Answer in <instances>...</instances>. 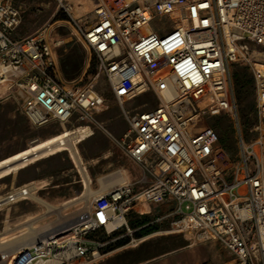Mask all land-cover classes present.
I'll return each mask as SVG.
<instances>
[{
  "label": "built area",
  "instance_id": "obj_1",
  "mask_svg": "<svg viewBox=\"0 0 264 264\" xmlns=\"http://www.w3.org/2000/svg\"><path fill=\"white\" fill-rule=\"evenodd\" d=\"M52 1L95 58L127 125L115 143L140 173L95 195L85 220L57 228L16 264L99 260L106 243L92 234L128 230L130 214L153 216L160 207L168 211L154 223L172 219L173 232L195 245L216 243L233 264H264V0H91L84 13L79 3ZM20 23L15 0H0L3 94L32 128L100 127L95 116L105 100L93 85L62 78L55 52L62 41L50 44L46 31L16 39ZM233 64L252 76L258 135L244 141L239 133L231 157L201 125L220 114L236 118ZM166 79L171 101L161 94ZM149 92L154 109L123 108Z\"/></svg>",
  "mask_w": 264,
  "mask_h": 264
},
{
  "label": "rangeland",
  "instance_id": "obj_2",
  "mask_svg": "<svg viewBox=\"0 0 264 264\" xmlns=\"http://www.w3.org/2000/svg\"><path fill=\"white\" fill-rule=\"evenodd\" d=\"M85 1L88 3V0ZM15 3L21 11V23L14 33V38L31 37L41 31H46L50 44L57 40L63 41L61 46L55 49L59 69L60 61L66 59L67 56H70L69 59L71 60L81 58L83 64L79 76L72 81L79 82V85L84 86L93 85V90L102 95L105 100L104 107L95 116L101 128H92L94 135L78 145L79 156L84 164L86 163L85 166L90 176L92 192L100 187L98 182L100 177L118 170L125 172L127 177L125 182L132 181L139 175V167L131 162L115 143V140L122 138L127 130V125L107 83L101 75L97 74L95 58L74 37L73 29L67 23V16L57 10L52 0H15ZM73 3L76 5L78 2L73 1ZM82 7L80 4V9L75 8V10L84 13L91 9V6ZM244 67L240 64L231 65L229 68L230 77L234 70L241 72V70H245ZM246 73L250 74L248 69ZM60 74L62 76L61 71ZM162 96L164 100L170 101L173 94L165 92ZM250 101L251 98L246 99V105ZM128 103V108L130 106L133 107L131 109L125 108L126 103L123 106L125 110L141 112L154 109L158 104V100L155 93L149 92ZM236 108V118L232 119L225 114H220L210 118L207 122L204 121L201 125L208 124L211 128L216 125L227 127V135H224L223 129L220 137L227 141V146L231 151L230 153L225 151L231 157H234L237 152L239 133L244 141H250L258 135L255 130L257 118L254 125L245 131L237 103ZM81 126L84 125L77 126L74 122H71L65 127L51 125L39 129L32 128L22 114L15 98L12 95H1L0 93V160L26 149L34 142L56 135L62 132L64 128L70 130ZM218 137L219 142L220 137ZM218 146L220 147L219 143ZM40 176H49V182L46 187L43 186L41 181H32ZM26 184L41 187L40 190L36 191V196L46 203L56 206L57 209L49 212L44 205L32 200L8 205L0 210V237L7 236L6 239L18 237L27 232L25 228L31 226L38 227L37 231L39 233L44 232L53 226L64 225L63 222L69 219L70 216L68 215L71 212L75 216L84 210L85 205L82 201L63 205L70 198H74L84 192L81 176L66 152L40 161L13 176L1 180L0 199L7 198L3 197ZM88 197L89 206L92 198L91 196ZM145 209L148 210L147 208ZM166 211H168V207H160L156 209L153 216L150 214L142 216L130 214L127 217L128 230L121 229L109 236L103 231L95 232L90 238L106 243L101 255L102 258L99 260L86 259L75 264H175L178 255L175 250L184 244L187 246L191 245V241L189 236L173 232L170 226L172 219H164L154 223L156 216H164ZM60 215L64 219H60ZM141 217L148 219L147 226L161 227V229L156 233L136 238L135 232L138 229H132L130 223L132 219H140ZM123 239H126L127 243L118 247V242ZM211 244L214 246V249L211 248V250L215 254H222L216 243L206 242L195 246L206 245L209 247ZM160 254H163V256L148 262L152 257ZM3 262L0 258V264H3Z\"/></svg>",
  "mask_w": 264,
  "mask_h": 264
},
{
  "label": "bare ground",
  "instance_id": "obj_3",
  "mask_svg": "<svg viewBox=\"0 0 264 264\" xmlns=\"http://www.w3.org/2000/svg\"><path fill=\"white\" fill-rule=\"evenodd\" d=\"M70 1H77L79 4L83 6L82 8H86L92 5L91 0H88V3L85 0H70ZM163 84H164V88L161 90V94L163 95L165 92L172 93L173 97L171 100H173L176 94L174 92L172 82L166 79L164 80ZM5 90H6L5 86L3 87L0 86L1 95L5 92ZM93 135H94L93 130L86 126L76 127L70 130L64 128L62 132L56 135L34 142L26 149L0 160V181L9 176L15 175L18 172L40 161L49 159L53 156L66 152L69 154L72 163L74 164L75 168L77 169V172L81 176L82 184L84 186V192L74 197L70 201L63 203V205L82 201L85 206H84V210L81 213L71 217L68 220H65L63 223L64 225H67L72 221H77V220L83 221L88 215V204H89L88 196H91V198H93L92 195H94L95 193L92 192L90 188L91 186L90 176L85 166L86 163L84 164V162L81 160L79 156L80 153L78 152L79 151L78 145L81 144L82 142L87 141ZM124 181H125V177L123 175V172L119 170L110 173L106 176L100 177L98 179L99 184L102 186V190H106L115 185L124 183ZM40 189L41 187H39L38 185L31 186L29 184L18 187L17 189L11 191L10 193H8L6 196L3 197V198L5 197L7 198L0 199V210L8 205L17 204L18 202H22V201L32 200L37 202L38 204L44 205V207L49 212L55 211L57 209L56 206L50 205L36 196L35 194L36 191ZM142 211L145 213L147 212L145 208H143ZM62 217H63L62 215L59 216L60 219H64ZM62 226L63 225L53 226L46 231H44L42 228L44 232H40V233L37 231L38 227L31 226L25 228L27 232L23 233L18 237L6 239L7 236H1L0 258L1 260L4 261L3 264H16L19 258L21 257V255L23 254V252L26 251L30 246H32L33 244L39 241H42L44 237H46L47 235L55 231L57 228ZM113 226H108V229L112 228ZM194 245H195L194 242H191V246Z\"/></svg>",
  "mask_w": 264,
  "mask_h": 264
},
{
  "label": "trees",
  "instance_id": "obj_4",
  "mask_svg": "<svg viewBox=\"0 0 264 264\" xmlns=\"http://www.w3.org/2000/svg\"><path fill=\"white\" fill-rule=\"evenodd\" d=\"M69 57L70 56H67L66 59L60 61V71L62 73V77L65 81L68 82L74 80L76 77L79 76L83 64L81 58L71 60L69 59ZM244 69L245 70H241V72L234 70L232 72L231 78L234 87L233 93L235 103L239 105L242 125L244 130L247 131L256 122V113L253 79L250 74L246 73L247 67H244ZM249 98H251V101L248 103V105H246V99ZM212 129L215 131L217 137H220V133L223 129L224 135H227V127L224 128L223 126L216 125L213 126ZM218 143L220 147L230 153L231 150L227 146V141L220 137ZM147 223L148 219L146 217H141L140 219L135 218L131 220L130 227L134 230L138 229V231L135 232L136 238L144 237L157 230L156 227L147 226ZM125 243H127L126 239L119 241L118 247L124 245Z\"/></svg>",
  "mask_w": 264,
  "mask_h": 264
},
{
  "label": "crops",
  "instance_id": "obj_5",
  "mask_svg": "<svg viewBox=\"0 0 264 264\" xmlns=\"http://www.w3.org/2000/svg\"><path fill=\"white\" fill-rule=\"evenodd\" d=\"M56 59H57V57H56ZM57 66H58V62H57ZM58 69H59V67H58ZM59 72H60V69H59ZM128 104L129 103L126 104V107L125 108L131 109L133 106H130V108H128ZM99 112L100 111H98L97 114ZM123 175H124L125 181H126L127 177H126L125 172H123ZM36 180L37 181H41L42 184H43V186L46 187V184L49 182V176H40L38 178H34V180H32V181H36ZM100 187H101V185H100ZM100 187H98V189L94 191L95 194L92 195L93 197L95 195H97V194H100V193L105 192V190H102V187L101 188ZM101 190H102V192H101ZM71 199H73V197L70 198V200ZM73 215H74L73 212H71L68 215V216H70L69 219ZM74 222L75 221H72V222L68 223L67 225L72 224ZM160 229H161V227L160 228H157V230H155L152 233H156ZM211 248L214 249V246L212 244L209 245V247H207L206 245H199V246H195V245L194 246H191V245H189V246H187L186 244H184L183 246H181L180 248H177L175 250V252L178 253V255H177V261L175 262V264H233V262H232V260H231L230 257H228L227 255H225L223 252H221L222 254H215L214 251L211 250ZM162 256H163V254L154 256L150 260H148V262L149 261H154V260L158 259V257H162Z\"/></svg>",
  "mask_w": 264,
  "mask_h": 264
}]
</instances>
